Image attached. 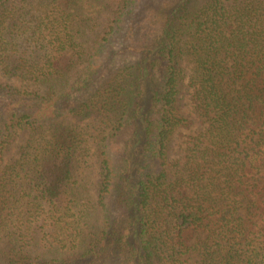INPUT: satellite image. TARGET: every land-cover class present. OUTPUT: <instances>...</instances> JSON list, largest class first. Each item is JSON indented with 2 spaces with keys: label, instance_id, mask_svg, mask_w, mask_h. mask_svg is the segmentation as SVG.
Returning <instances> with one entry per match:
<instances>
[{
  "label": "trees",
  "instance_id": "obj_1",
  "mask_svg": "<svg viewBox=\"0 0 264 264\" xmlns=\"http://www.w3.org/2000/svg\"><path fill=\"white\" fill-rule=\"evenodd\" d=\"M0 264H264V0H0Z\"/></svg>",
  "mask_w": 264,
  "mask_h": 264
},
{
  "label": "rangeland",
  "instance_id": "obj_2",
  "mask_svg": "<svg viewBox=\"0 0 264 264\" xmlns=\"http://www.w3.org/2000/svg\"><path fill=\"white\" fill-rule=\"evenodd\" d=\"M180 102H181V105L182 107L185 109V111L187 112H192L191 111V106H190V102H189V95L187 93H182L181 95V99H180ZM198 123H196V127H197ZM196 127H193L192 130H182V135L178 134L172 144V149H173V152L171 153V158H176L178 157V155L180 154V144L184 138V136L186 135H190L192 134L191 132L196 128ZM16 148L14 149V153L16 152ZM98 167H96L95 169V174H94V177L95 179L98 178ZM100 181L97 180L96 183H95V189L97 190L98 189V186L99 185Z\"/></svg>",
  "mask_w": 264,
  "mask_h": 264
}]
</instances>
